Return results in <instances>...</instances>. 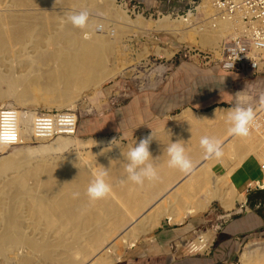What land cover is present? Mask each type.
<instances>
[{"label":"bare ground","instance_id":"6f19581e","mask_svg":"<svg viewBox=\"0 0 264 264\" xmlns=\"http://www.w3.org/2000/svg\"><path fill=\"white\" fill-rule=\"evenodd\" d=\"M7 1L21 9L0 8V59L11 55L13 44L25 46L30 42L37 48L34 60L22 54L17 62L52 63L53 67L42 75L33 70L21 76L9 72L0 77L7 83V89L0 87V107L7 105L3 99L12 95L20 105L43 103L58 110L75 109V103L83 95L125 73V64L118 62L117 48L129 33H145L154 43L158 39L152 34H168L180 42L214 48L231 30L229 23H220L219 27L193 25L189 22L192 17L185 20L163 16L152 20L138 15L132 19L126 6L116 0ZM43 6L56 11L48 16L29 8ZM82 9L115 21V36L112 38L107 25L106 35L97 34L94 16H89L87 26L81 29L68 22L67 17L60 22L63 14ZM82 30L88 32L87 38ZM43 45L45 49H41ZM157 52L167 57L173 54L168 50L162 52L160 46ZM226 110L216 107L195 112L188 108L166 121V126L176 130L168 128L160 135L154 134L149 150L153 157L159 156L152 161L157 176L141 184L127 179L118 145L111 148L114 154L110 151L98 154L99 148L107 145L103 139L96 140L103 144L94 145L95 140L82 144L93 147L87 157L34 160L32 149L24 148L0 160V264H115L122 257L121 245L134 247L163 220L182 224L189 216L205 212L215 200L224 210H232L237 202L245 200V193L235 183L238 168L252 173L259 167L260 175L252 177L249 185L264 188V107L255 111L245 137L228 132ZM35 112L21 111L22 143L31 141ZM205 135L220 141V157L205 154L199 143ZM73 136L60 135L58 140ZM178 139L185 141L186 153L192 161L190 170L168 166L167 155H162L164 146ZM5 149L0 145V153ZM103 166L107 168L106 180L111 191L92 201L86 188L93 179V170H101ZM25 206L29 223L34 230L42 231V236L25 233L22 227L25 220L21 216ZM241 264H264V238L249 241L241 254Z\"/></svg>","mask_w":264,"mask_h":264},{"label":"rangeland","instance_id":"374dc122","mask_svg":"<svg viewBox=\"0 0 264 264\" xmlns=\"http://www.w3.org/2000/svg\"><path fill=\"white\" fill-rule=\"evenodd\" d=\"M116 1L121 5L124 4L121 0ZM0 8L10 11L21 9L15 6L12 1L9 2L7 0H3ZM29 8L32 12H45L47 15L49 14L48 16H51L52 12L56 11L51 6ZM129 9L131 10V8ZM146 11L148 12L144 16L138 11L132 13V10L131 12L127 11V14L132 19H135L138 15L152 20L163 18H159L154 11ZM89 16H94L93 18L96 19L95 32L97 34L106 35L105 25H107L108 30H111L112 38L115 36L117 25L115 21L104 17L101 13H89ZM171 19H175V17ZM59 20L64 22L66 14L60 16ZM80 32L84 34L87 31L82 30ZM152 35L158 39L157 43L152 42L147 34L137 31L129 33L122 39L117 48L120 50L118 52V62L125 64V73L103 83L98 89L86 93L75 103L76 108L73 111L77 114L78 125L76 134L73 137L66 140H58V136L48 141H27L15 147L6 148L5 151L0 153V160H5L13 152L24 148L32 149L31 158L34 160L44 157L53 161L59 158H71L75 155L87 157V152L93 147H85L82 144L88 140L103 139L106 140L105 144H107L115 138L119 140L114 141V144H120L118 145L120 149H127L125 147L127 143L129 146L134 144L135 140L138 143L140 138L149 135L151 128L155 135L164 133L168 128L169 130L174 129V127H168L164 123L169 119H174L188 108L195 112H204L211 111L216 107L229 108L238 103L235 96H233L234 99L227 98L224 100L219 99L215 103L209 102L216 96L213 93L217 90H220V93L224 95L230 93V96L235 95L237 91H242L244 95L251 97L249 105L255 111L258 110L260 97L264 95V76L255 78L235 76L230 78L229 81L226 80L221 82L220 85L213 86V78L227 79L225 72L219 68L212 56V50L217 46L210 48L203 47L201 44L184 43L168 34L154 33ZM199 39L197 37L198 41ZM157 46L162 48V52L165 53L168 50L173 52V54L171 57L160 56L157 52ZM45 48L46 46L43 45L41 49ZM36 52L37 48L30 42H27L25 46L13 44L11 55L0 59V77L8 75L9 72L12 75L15 74V76H21L33 70L42 75L53 67L52 63L22 64L17 62L18 57L22 54L29 56L30 60H34ZM0 87L4 90L7 89V83L2 78H0ZM136 98L140 100V108L142 109L141 120L153 119L157 120L156 123L141 124V121L138 123L134 122L133 107ZM3 102L7 105L2 107H17L23 113L57 109L54 106L49 108L43 103L20 105L15 96L12 95L4 98ZM155 105L157 110L153 108ZM76 140L80 141L81 144L79 145ZM110 152L114 154V151L110 150ZM226 162L229 163V159H226ZM219 171H223V169L220 168ZM219 173L221 174V172ZM247 183L249 185L251 181L249 180ZM255 187L251 186L250 189H253L252 191L258 190ZM262 189L264 188H260V190ZM240 192L244 191L241 190ZM244 193L245 200L237 202L236 206L230 211L224 210L218 201L215 200L205 212L196 216H189L182 224H170L167 220H163L160 226L156 227L151 234L143 236L134 247L125 248L121 245L119 254L122 257L115 264H123L129 257L147 252L149 249L147 245L154 241L159 232L177 230L192 222H195L196 226H200L199 228L202 230H209L210 233L208 235H212L211 232H214L215 241L211 253L228 245L226 250L232 253L230 257L224 256L215 264H241V254L249 241L255 238H264V227L248 229L241 232L240 235L236 232L231 234L232 236L223 232L224 229L230 230V225L234 224L237 217L235 213L241 211L240 206L247 198V192ZM7 206H9L8 203ZM260 207V205L254 208L248 206L249 211H251L250 214L256 212ZM23 210L24 212L21 216L25 220L22 225L25 233L35 237L42 236V231L34 230L31 223H29L30 217L25 212L27 211L26 206ZM262 210L264 213V205ZM238 218H241V216ZM235 237L239 238L229 241L231 240L230 238ZM226 239L227 243L225 244L224 241Z\"/></svg>","mask_w":264,"mask_h":264},{"label":"built area","instance_id":"2783aa9c","mask_svg":"<svg viewBox=\"0 0 264 264\" xmlns=\"http://www.w3.org/2000/svg\"><path fill=\"white\" fill-rule=\"evenodd\" d=\"M132 13L141 15L148 11L131 0H121ZM170 9L157 7L158 17H192L193 25L219 27L229 23L230 32L223 36L214 48L213 58L226 73L244 77L264 76V0H172ZM163 5V4H161ZM131 8V10L129 9ZM168 10V11H167ZM78 125L73 110L37 111L31 123L32 142L52 140L60 135L73 136ZM21 110L17 107H0V145L10 148L22 143ZM9 137H12L11 139ZM209 230L196 229L190 236L176 239L170 244L173 253L185 255H209L215 236ZM212 233V232H211Z\"/></svg>","mask_w":264,"mask_h":264},{"label":"clouds","instance_id":"9594fccd","mask_svg":"<svg viewBox=\"0 0 264 264\" xmlns=\"http://www.w3.org/2000/svg\"><path fill=\"white\" fill-rule=\"evenodd\" d=\"M66 17L67 21L73 26L85 28L88 23L89 12L86 9L72 11L67 13ZM88 35L87 32L84 33L85 38H87ZM241 92L235 95L238 99L240 98ZM260 107H264V95L260 97ZM216 111L217 110H215V118ZM221 111H224V109H221ZM254 118L255 110L251 105L245 106L243 103H236L226 110V120L229 123L228 132L235 136H247L249 134L250 124L253 122ZM9 138L11 139L12 137ZM153 138H155V136L151 128L149 135L140 138L138 143L136 140L135 143L130 146L127 143L125 145L127 148L126 152L121 148V153L124 157L123 167L127 173V179L136 184H141L145 179H153L157 176V168L152 161L156 160L159 156L153 157L149 150V145ZM116 140L119 139L114 138L109 141L106 146L100 147L98 154L102 155L110 151L113 145H120L114 144ZM184 142L183 139H178L176 141L170 140V142L164 146L162 155H167L168 166L187 171L191 169L192 161L186 153ZM98 143L103 144V142L95 140L94 145ZM199 143L205 150L206 155L221 156L222 149L219 140L205 135L200 137ZM106 170L107 168L104 166L101 170H93V179L86 188L87 195L92 201L104 198L111 191V186L106 180ZM73 195L78 196L79 193H73Z\"/></svg>","mask_w":264,"mask_h":264},{"label":"crops","instance_id":"0c3cea01","mask_svg":"<svg viewBox=\"0 0 264 264\" xmlns=\"http://www.w3.org/2000/svg\"><path fill=\"white\" fill-rule=\"evenodd\" d=\"M133 3L143 7L146 10L152 11L157 7L163 6L165 9H170L173 5L172 0H131ZM163 4V5H161ZM223 71V70H222ZM224 72V71H223ZM225 76L227 79L220 78H213L212 79V85H220L221 82H225L226 80L229 81L230 78L235 77L234 74L226 73ZM224 84V83H223ZM241 91H237L235 95ZM216 95L214 98H212L209 102L215 103L217 100H224L227 98L234 99L232 95L230 96V93L227 95H224L223 93H220V90H217L213 93ZM235 99L240 103H243L244 105H249L251 102V97L248 95H244L242 92L240 93V98L238 99L237 96H235ZM153 108L157 110V106L155 105ZM133 113H134V122H140L141 124H154L157 122V120L149 119V120H141L142 115V109L140 108V100L137 98L134 101V107H133ZM252 173H248V170L244 168H239L234 173L235 176V183L238 187V189H241L244 192H247V196L249 193L253 190L250 189L251 186L248 185V181L252 179V177H257L260 175L261 171L259 167L252 170ZM256 172V173H255ZM247 183V184H246ZM258 189L257 187H255ZM248 198H246V201L241 204V211H237L235 213V216H237L235 219L234 224L230 225V230H223L224 233H226L229 236H232L231 234L238 232L240 235L241 232L247 231L248 229H254L256 227H264V218L259 215L256 212L249 211L248 204H247ZM261 204H257L255 207H259ZM264 205V204H263ZM245 211V212H244ZM243 212V214H242ZM241 218H238L240 217ZM250 226V227H249ZM200 226H196L195 222L189 223L188 225L179 228L177 230L172 231H161L159 232L156 237L154 238V241H151L147 247L149 248L147 252L137 255L135 254L132 257H129L128 260H126L123 264H215L218 262V260L222 259L224 256H229L232 254L231 252H228L226 248H228V245H225V247H222V249H216L215 252L210 253L209 255H186V256H180L175 253L170 248V244L175 241L178 238L190 236L194 230L200 229ZM239 237L230 238L229 241H234V239H238ZM229 239V238H228ZM227 239L224 241L225 244ZM223 250V251H222Z\"/></svg>","mask_w":264,"mask_h":264},{"label":"trees","instance_id":"16d2710c","mask_svg":"<svg viewBox=\"0 0 264 264\" xmlns=\"http://www.w3.org/2000/svg\"><path fill=\"white\" fill-rule=\"evenodd\" d=\"M235 76H243L241 74H234ZM248 201L247 204L251 207L254 208L257 204H261V207L257 210V213L261 215L264 218V213L262 210V206L264 204V189L260 190H255L249 193L247 196Z\"/></svg>","mask_w":264,"mask_h":264},{"label":"water","instance_id":"95a60500","mask_svg":"<svg viewBox=\"0 0 264 264\" xmlns=\"http://www.w3.org/2000/svg\"><path fill=\"white\" fill-rule=\"evenodd\" d=\"M258 188V187H257ZM258 189H260V188H258Z\"/></svg>","mask_w":264,"mask_h":264}]
</instances>
